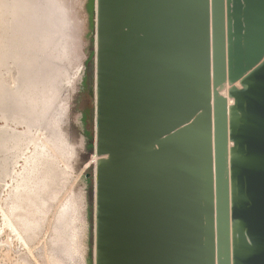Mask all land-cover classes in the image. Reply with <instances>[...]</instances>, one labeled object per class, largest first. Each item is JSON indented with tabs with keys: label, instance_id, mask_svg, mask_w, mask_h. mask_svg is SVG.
Masks as SVG:
<instances>
[{
	"label": "water",
	"instance_id": "95a60500",
	"mask_svg": "<svg viewBox=\"0 0 264 264\" xmlns=\"http://www.w3.org/2000/svg\"><path fill=\"white\" fill-rule=\"evenodd\" d=\"M94 15V264H264V0Z\"/></svg>",
	"mask_w": 264,
	"mask_h": 264
},
{
	"label": "rangeland",
	"instance_id": "374dc122",
	"mask_svg": "<svg viewBox=\"0 0 264 264\" xmlns=\"http://www.w3.org/2000/svg\"><path fill=\"white\" fill-rule=\"evenodd\" d=\"M2 1L1 10L3 7L5 10L1 11L0 22L4 33L7 32L3 34L0 28V34H3L0 35L3 38H0V42L5 44L2 47H7V44L12 45L8 47L9 49L3 47V50L6 49L8 52H6L8 56L4 55L5 51L0 47L2 51L0 58L3 60L0 59V91H2L0 92L2 98H0V106L2 105L0 107V110L2 108L0 111V264H94V171L98 159L95 156L94 141L95 0H56L57 4L51 0L47 4L48 7L44 6L43 11L46 7L45 11H47H42L41 18L37 16L42 32L49 34L53 39L57 34L59 39L56 37L57 39L53 40L48 37L52 40L50 39L51 42L49 40L47 48L51 47L52 51L46 49L38 52L40 49L35 48V50L31 45L29 49L27 48V53L34 52V55L30 53L27 55L29 60L33 58V61L31 60L33 63L26 60L25 64L29 66L22 67L26 73L29 70L31 73L32 70L36 73L32 74L31 82H25L26 78L23 74L21 79L17 77L18 80L20 79L19 83L27 85L24 86V100L27 101V109L24 112L17 111L16 107L10 106V102L5 105V97H9L7 95L10 94L14 99L12 93L20 84L15 85L14 82L17 81L18 66L15 64L17 58L12 54L15 47L12 41L16 42L17 36V19L15 17L16 21H14L13 17L9 16L8 5L11 4L9 0ZM4 2L8 3L4 4ZM58 7L60 9L57 12L55 8ZM49 10L54 11L55 13H51L56 15L50 14ZM6 16L10 19H6ZM57 16L63 17H60L63 21ZM54 18L58 19V22ZM43 21L49 25L44 24ZM50 21L58 26L53 27L55 24ZM47 28L50 30L47 31ZM59 29L60 33H58ZM9 34L12 35L9 37ZM10 38L14 39L11 41ZM58 40L59 42L62 40L60 44ZM61 44L66 48L60 47ZM53 53H56L54 56L56 64L53 63ZM42 55L46 58L50 56L52 61L46 59L47 63L49 61L48 68H52V71L56 69L53 73L58 76L52 71L47 73L42 64L45 61ZM8 57L15 58L11 59L15 62ZM37 57L44 58V61L36 59ZM3 58L8 63L4 62ZM57 68H60L59 71ZM33 81L36 86L32 84ZM236 87L239 88V85L236 84ZM223 95L226 96L225 91ZM232 103L231 99H227L228 106Z\"/></svg>",
	"mask_w": 264,
	"mask_h": 264
},
{
	"label": "bare ground",
	"instance_id": "6f19581e",
	"mask_svg": "<svg viewBox=\"0 0 264 264\" xmlns=\"http://www.w3.org/2000/svg\"><path fill=\"white\" fill-rule=\"evenodd\" d=\"M4 1H5V0H4ZM53 1H54V3H56V2H55L56 0H53ZM2 2H3V1L0 0V4H2ZM9 2L11 3V4H9L10 6L7 4V5H8V12L11 14V15L9 14V16H12V17H13V20H14L15 17H16L15 19H17V22H16V23H17V27H16V34H17V36H16V38H15V39H16V42H15V41H12L14 38H12V39L10 38L11 41L14 42V46H15L12 54H13L14 57L17 58V59H15V58H13V57L11 58V59H15V61H16V62H15L14 60H11L9 57H8V58H9V60L14 61L15 64H17L16 66H18V70H17V67H16V72H17V73H16V79H17L18 76H19V78L21 79L22 74H23L24 78H26V79H25L26 81H25V80H24V81H25V82H27V81H28V82H31V79H32V77H33L32 74H33L34 72L36 73V71L33 72V70H32V73H31L30 70H29V72L26 73V72L24 71V69H23L24 67H22L23 65H25V67H26L27 65L29 66V64H27V65L25 64V63H26V60H29V58H28L29 56H27V55H28L29 53H30V55L34 53V52H33V53L28 52V53H27V51H28V49H29V47H30L29 45H31V46L33 47V49H35V48H36V49H37V48L40 49L39 51L37 50L38 52H42V50L44 51V50H46V49H49V51H52V50L50 49L51 47H50V48H47V46L49 47V40L52 38V36H50L49 34L46 35L45 33L42 32L43 30L40 28V25H39V17L37 18V16H40V18H41V13H42V11H43L44 6L46 5V6L48 7L49 5H47V4H49V3L51 2V0H9ZM62 2H63V1H62ZM6 3H8V2H4V4H6ZM52 4H53V3H52ZM52 4H51V6H52ZM56 4H57V3H56ZM59 5H60V4H59V2H58V6H59ZM1 6H2V5H0V15H2V12H1V11H2V10H5L4 7H3V9L1 10V8H2ZM53 6H54V4H53ZM53 6H52V8H54ZM63 6H64V5H63ZM10 7H11V9H10ZM47 7H46L45 9H47ZM55 7H56V6H55ZM6 9H7V8H6ZM45 9H44V11H45ZM58 9H60V8H59V7H58L57 9L55 8L56 11H57ZM62 9H63V8H62ZM62 9H61V10H62ZM53 10H54V9H53ZM55 10H54V11H55ZM6 11H7V10H6ZM44 11H43V12H44ZM46 11H47V10H46ZM46 11H45V12H46ZM54 11H51V12H54ZM58 11H59V10H58ZM58 11H57V12H58ZM8 12H7V13H8ZM49 12H50V10H49ZM51 12H50V14H52ZM60 12H61V11H60ZM64 12H65V10H64ZM47 13H48V12H47ZM54 13H55V12H54ZM23 14H24V15H23ZM34 14H35L36 16H35ZM50 14H48V16H49ZM61 14L63 15V13H61ZM3 15H4V14H3ZM5 15H6V13H5ZM21 15H23L24 18H22ZM52 15H54V14H52ZM55 15H56V14H55ZM55 15H54V16H55ZM7 16H8V15H7ZM7 16H6V19H8V18L10 19V17L7 18ZM46 16H47V15H46ZM54 16H52V17H54ZM63 16H64V15H63ZM1 17H2V16H1ZM50 17H51V15H50ZM57 17H58V16H57ZM60 17H61V16H59L58 19H59ZM3 18H5V16H4ZM43 18H44V17H43ZM48 18H49V17H48ZM61 18H63V17H61ZM61 18H60V19H61ZM65 18H66V17H65ZM6 19H5V20H6ZM44 19H45V18H44ZM44 19H43V20H44ZM54 19H55V21L58 20V19H56V18H54ZM60 19H59V20H60ZM5 20L3 19V21H5ZM47 20H48V19H47ZM50 20H52V19H50ZM61 20H62V19H61ZM64 20H65V19H64ZM0 21H2L1 18H0ZM6 21H7V20H6ZM11 21H12V20H11ZM14 21H16V20H14ZM21 21H22V24H21ZM44 21H45V20H44ZM44 21H43V23H44ZM53 21H54V20H53ZM53 21H50V22H52V23L55 24V25L53 24V25H54L53 27H55V26L57 27L58 25H56V23L53 22ZM62 21H63V20H62ZM12 22H13V21H12ZM40 22H42V21L40 20ZM57 22H58V21H57ZM60 22H61V21H60ZM60 22H59V23H60ZM4 23H5V22H4ZM8 23H10V22H8ZM45 23H47V22H45ZM45 23H44V24H45ZM63 23H65V22H63ZM63 23H62V24H63ZM13 24H14V23H13ZM40 24H41V23H40ZM47 24H48V23H47ZM0 25H1V22H0ZM3 25H4V24H3ZM48 25H49V24H48ZM60 25H61V23H60ZM46 26H47V25H46ZM50 26H51V24H50ZM65 26H66V25H65ZM1 27H2V25L0 26V28H1ZM10 27H11V26H10ZM42 27H43V26H42ZM44 27H45V26H44ZM48 27H49V26H48ZM53 27L51 26V28H53ZM5 28H8V27H5ZM14 28H15V27H14ZM60 28H61V26H60ZM1 29H2V28H1ZM8 29H9V28H8ZM11 29H12V28H11ZM11 29H10V30H11ZM53 29H54V28H53ZM56 29H57V28H56ZM64 29H65V27H64ZM4 30H5V29H4ZM44 30H45V28H44ZM48 30H50V29L47 28V31H48ZM2 31H3V29H2ZM47 31H46V32H47ZM54 31H55V30H54ZM56 31H57V30H56ZM62 31H63V30H62ZM6 32H7V31H6ZM6 32H5V33H6ZM9 32H11V31H9ZM64 32H65V30H64ZM64 32H63V33H64ZM0 33H1V32H0ZM2 33L5 34L4 31H3ZM14 33H15V30H14ZM48 33H49V32H48ZM50 33H51V32H50ZM52 33H53V31H52ZM56 33H57V32H55V34H56ZM58 33H60V29H59V32H58ZM61 33H62V32H61ZM63 33H62V34H63ZM3 34H0V35L3 36ZM55 34H53V37H54ZM62 34H60V35H62ZM11 35H12V34H11ZM11 35L9 34V37H10ZM14 35H15V34H14ZM14 35H13V37H14ZM65 35H66V33H65ZM65 35H64V36H65ZM2 36H1V37H2ZM6 36H7V34H6ZM49 36H50L51 38H48ZM1 37H0V38H1ZM4 37H5V36H4ZM56 37H58L57 34L55 35V38H56ZM5 38H6V37H5ZM7 38H8V37H7ZM55 38H54V39H55ZM60 38H61V36H60ZM1 39H3V38H1ZM52 39H53V38H52ZM52 39H51V40H52ZM54 39H53V40H54ZM56 39H57V38H56ZM58 39H59V37H58ZM51 40H50V42H51ZM62 40L64 41V38H63ZM62 40H61V41H62ZM1 41H3V40H1ZM7 41H8V39H7ZM61 41L59 42V40H58L59 44L61 43ZM8 42H9V41H8ZM53 42H54V41H53ZM65 42H66V41H65ZM67 42H68V41H67ZM0 43H2V44L0 45V47H2V45H5L3 42H0ZM6 44H7V43H6ZM9 44H10V43H9ZM66 44H67V43H66ZM10 45H12V44H10ZM10 45L7 44V47L5 46L6 49H7ZM40 45H41V46H40ZM56 45L58 46V44H56ZM63 45H64V43H63ZM54 46H55V45H54ZM54 46H52L53 49H55ZM3 47H4V46H3ZM3 47H2V50H3ZM5 47H4V48H5ZM32 47H31V48H32ZM60 47H63L62 44H61ZM12 48H13V46H12ZM27 48H28V49H27ZM63 48L65 49L66 47L64 46ZM6 49L3 50V51H5L4 55H7V54H6V52H7ZM8 49H9V48H8ZM36 49H35V50H36ZM57 49H58V48H57ZM58 50H59V49H58ZM61 50H62V49H61ZM67 50H69V49H67ZM67 50H66V51H67ZM11 51H12V50H11ZM37 51H36V52H37ZM1 52H2V51H0V53H1ZM36 52H35V55L38 54V52H37V54H36ZM46 52H47V51H46ZM54 52H55V51H54ZM56 52H58V51L56 50ZM7 53H8V52H7ZM9 53H10V52H9ZM44 53H45V52H44ZM47 53H48V52H47ZM50 53H51V52H50ZM67 53H68V51L66 52V55H67ZM1 54H2V53H1ZM1 54H0V55H1ZM53 54H54V53H53ZM55 54H56V53H55ZM55 54H54L53 57H52V58H53V61H54V59H55V57H54ZM57 54H58V53H57ZM63 54H64V53H63ZM33 55H34V54H33ZM44 55H46V54H44ZM60 55H62V54H60ZM7 56H8V55H7ZM10 56H11V54H10ZM1 57H2V56H1ZM5 57H6V56H5ZM41 57H45V56L42 55ZM49 57H50V56H49ZM49 57H48V58H49ZM57 57H58V55H57ZM8 58H7V59H8ZM48 58L45 57V61H44V58H40V57H39V59H43L44 63L42 62V64H44V68L47 70V73H49V71H52V70H51L52 68H51V69H49L50 67L48 68V63H49V61H48V63H47V61H46V59H48ZM60 58H61V57H59V59H60ZM62 58H63V56H62ZM0 59H1V58H0ZM3 59H4V58H3ZM32 59H33V58H32ZM32 59H31V60H32ZM36 59H38V57H37ZM39 59H38V60H39ZM49 59H50V58H49ZM49 59H48V60H49ZM31 60H29L30 63H33V62H31ZM50 60H51V59H50ZM1 61H3V60L1 59ZM6 61H7V60H6ZM6 61H5V59H4V62H6ZM32 61H33V60H32ZM35 61H36V60L34 59V63H35ZM40 61H41V60H40ZM40 61H39V62H40ZM51 61H52V60H51ZM56 61H57V60H56ZM60 61H61V60H59V62H60ZM4 62H2V63H4ZM22 62H23V63H22ZM37 62H38V61H37ZM0 63H1V62H0ZM6 63H8V62H6ZM6 63H5V64H6ZM27 63H29V62L27 61ZM40 63H41V62H40ZM53 63H55V61H54ZM60 63H61V62H60ZM5 64H4V65H5ZM10 64H12V63H10ZM35 64H36V63H35ZM55 64H56V63H55ZM57 64H58V63H57ZM6 65H7V64H6ZM13 65H14V64H13ZM32 65H33V64H32ZM32 65H31V66H32ZM37 65H38V64H37ZM37 65H36V68H37ZM10 66H11V65H10ZM40 66H42V65L40 64ZM40 66H39V67H40ZM52 66H53V65H52ZM58 66H59V64H58ZM0 67H1V65H0ZM54 67H55V66H54ZM3 68H4V67H3ZM44 68H43V69H44ZM55 68H56V67H55ZM0 69H1V68H0ZM41 69H42V68H41ZM58 69H60V68H57V70H58ZM26 70H27V69H26ZM36 70H38V69H36ZM62 70H63V69H62ZM62 70H61V71H62ZM3 71H4V70H3ZM53 71H56V69L53 70ZM53 71H52V73H53ZM58 71H59V70H58ZM58 71H57V72H58ZM61 71H60V72H61ZM19 72H20V73H19ZM57 72H56V73H57ZM35 73H34V74H35ZM38 73H39V72L37 71V74H38ZM58 73H59V72H58ZM61 73H62V72H61ZM53 74H55V73H53ZM20 75H21V76H20ZM40 75H41V74H40ZM55 75H57V74H55ZM62 75H63V74H62ZM62 75H61V76H62ZM47 76H48V75H47ZM57 76H58V75H57ZM63 77H64V76H63ZM65 77H66V76H65ZM38 78H39V77H38ZM43 78H44V76H43ZM50 78H51V76H50ZM55 78H56V77H55ZM55 78H54V79H55ZM58 78H59V77H58ZM61 78H62V77H61ZM16 79H15V80H16ZM20 79H19V80H20ZM35 79H36V77H35ZM41 79H42V78H41ZM45 79H46V76H45ZM52 79H53V78H52ZM19 80L17 79V81H14V82H15V85H16V83H19ZM32 80H33V79H32ZM46 80H47V79H46ZM48 80H49V78H48ZM56 80H57V79H56ZM21 81H22V80H21ZM41 81H42V80H41ZM49 81H50V80H49ZM49 81H48V82H49ZM22 82H23V81H22ZM25 82H24V83H25ZM35 82H37V80H35ZM35 82L33 81L32 84L34 83V85H35ZM38 82H39V79H38ZM42 82H44V80H43ZM48 82H47V83H48ZM55 82H56V81H55ZM57 82H59V80H57ZM57 82H56V83H57ZM61 82H62V81H61ZM47 83H45V84H47ZM49 83H50V82H49ZM49 83H48V84H49ZM52 83H53V82H52ZM59 83H60V82H59ZM19 84H20V86H19V87L17 86V88L15 89V91H13V93L11 92L12 95H13V97H14V99L10 96V94L7 95V96H9V97H5V105H6V104L8 105V103L10 102V103H9L10 106L13 105L14 107H16V108L18 109L17 111L21 110V111L24 112V110L27 109V106H26V105H27V103H26L27 101L25 102V100H24L25 87H26L27 85L25 86V84L23 85L22 83H19ZM27 84H28V83H27ZM48 84H47V85H48ZM38 85H40V84H38ZM41 85H42V84H41ZM24 86H25V87H24ZM35 86H36V85H35ZM49 86H50V85H49ZM1 87H2V86H1ZM44 87H46V86H44ZM51 87H52V86H51ZM37 88H38V87H37ZM37 88H34V89H37ZM48 88H49V87H48ZM48 88H47V89L45 88V89H46V90H49ZM54 88H56V87H54ZM30 89H31V88H30ZM34 89H33V90H34ZM31 90H32V89H31ZM38 90H39V89H38ZM41 90H42V88H41ZM50 90H53V89H50ZM10 91H12V90H10ZM43 91H44V89H43ZM0 92H2V91H0ZM14 92H15V93H14ZM34 92H35V91H34ZM38 92H39V91H38ZM50 92H51V91H50ZM55 92H56V91H55ZM55 92H54V93H55ZM3 93H4V92H3ZM7 93H8V92H7ZM44 93H45V92H44ZM47 93H48V91H47ZM47 93H46V96H47ZM39 94H41V93H39ZM48 94H49V93H48ZM43 95H44V94H43ZM53 95H54V94H53ZM1 96H2V94H1ZM3 96H4V95H3ZM51 96H52V95H51ZM40 97H41V95H40ZM0 98H1V97H0ZM48 98H49V96H48ZM1 99H2V98H1ZM7 99H8V100H7ZM32 99H33V98H32ZM27 100H28V99H27ZM35 100H37V99H36V96H35ZM3 101H4V100H3ZM35 102H36V101H35ZM30 104H31V103H30ZM33 104H34V103H33ZM40 104H41V103H40ZM1 106H2V105H1ZM1 106H0V107H1ZM32 106H33V105H32ZM5 107H6V106H5ZM25 107H26V108H25ZM30 107H31V106H30ZM30 107H29V108H30ZM11 108H12V107H11ZM7 109H8V108H7ZM13 109H14V108H13ZM40 109H41V108H40ZM1 110H2V108H1ZM1 110H0V111H1ZM8 110H9V109H8ZM28 110H29V109H28ZM11 111H12V110H11ZM11 111H10V112H11ZM21 111H20V112H21ZM3 112L5 113V110H4ZM8 112H9V111H8ZM14 112H15V111H14ZM14 112H12V113H14ZM37 112H38V111H37ZM15 113H16V112H15ZM18 113H19V112H18ZM31 113H33V112H31ZM28 114H30V113L28 112ZM28 116H29V115H28ZM32 116H33V115H32ZM32 116H31V117H32ZM25 117H26V116H25ZM35 119H36V118H35ZM32 120H33V119H32ZM36 121H37V120H36ZM32 122H33V121H32ZM4 143H5V142H4ZM5 147H6V146H5ZM33 159H34V158H33ZM31 161H32V160H31ZM29 162H30V161H29ZM32 162H33V161H32ZM34 162H35V161H34ZM34 162H33V163H34ZM30 165H31V164H30ZM34 165H35V164H34ZM31 167H33V166H31ZM34 167H35V166H34ZM34 167H33V168H34ZM4 170H5V169H4ZM34 171H35V170H34ZM30 172H32V169H31ZM36 172H37V171H36ZM29 174H30V173H29ZM33 174H34V173H33ZM26 175H27V174H26ZM37 175H38V174H37ZM31 176L33 177L32 174H31ZM31 176L29 175V177H31ZM32 177H31V178H32ZM34 177H35V176H34ZM22 179H23V178H22ZM41 179H42V177H41ZM29 180H30V179H29ZM29 180H28V181H29ZM22 181H24V179H23ZM22 181L20 182L21 185H22ZM28 181H27V183H29ZM39 181H40V180H39ZM25 182H26V179H25ZM25 182H23V184H24ZM37 183H38V182H37ZM34 184H35V183H34ZM34 184H33V185H34ZM27 185H28V184H27ZM29 185H31V184H29ZM35 185H36V184H35ZM35 185H34V187H35ZM30 188H31V187H30ZM21 191H22V190H21ZM29 191H30V190H29ZM27 192H28V191H27ZM27 192H26V193H27ZM32 193H33V192H32ZM17 208H18V207H17ZM19 208H20V207H19ZM23 218H24V217H23ZM22 223H23V222H22ZM25 224H26V223H25ZM21 226H22V225H21Z\"/></svg>",
	"mask_w": 264,
	"mask_h": 264
}]
</instances>
